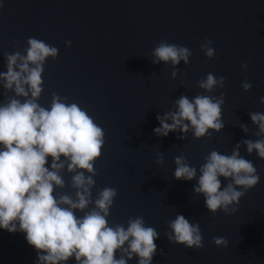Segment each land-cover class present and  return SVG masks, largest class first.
<instances>
[{"label":"water","instance_id":"obj_1","mask_svg":"<svg viewBox=\"0 0 264 264\" xmlns=\"http://www.w3.org/2000/svg\"><path fill=\"white\" fill-rule=\"evenodd\" d=\"M0 4V71H6L3 54L23 52L28 37L57 47L58 58L45 64L39 103L50 108L52 93L67 96L105 132L92 191L95 200L103 187L118 189L109 225L127 227L130 217L143 216L146 226L160 233L153 264H264V160L256 153L249 155L246 145L240 148L257 168L260 182L231 215L221 210L213 216L203 195L193 193L196 180L174 178L178 155H185L199 175L204 157L212 150L230 155L242 140L262 138L254 135L258 129L249 113L264 112L259 100L264 96V0H0ZM205 38L213 41V59L201 50ZM161 40L192 52L190 64L181 61L177 66L175 79L171 64H153L147 57ZM66 41L72 42L71 47ZM244 63L249 65L247 71L241 68ZM209 72L226 78L223 89L207 93L198 87ZM245 80L253 85L250 92L242 88ZM221 93H226L225 127L213 132V139H196L191 132L187 140L177 139L182 132L167 137L154 133L160 127L157 115L173 110L181 95ZM13 94L0 87V103ZM240 123L248 125V134ZM159 152L164 153L163 165L156 164ZM50 164L51 157L46 166ZM62 175L66 187L56 194L74 196L72 174L65 169ZM220 179L223 188L228 181ZM177 214L200 223L202 249L169 242L164 236ZM214 236L226 237L229 246L217 247ZM37 261V251L25 233L0 228V264ZM67 264L76 261L72 258Z\"/></svg>","mask_w":264,"mask_h":264},{"label":"clouds","instance_id":"obj_2","mask_svg":"<svg viewBox=\"0 0 264 264\" xmlns=\"http://www.w3.org/2000/svg\"><path fill=\"white\" fill-rule=\"evenodd\" d=\"M71 43L66 41L68 47ZM212 45L213 41L207 38L201 44L209 59L216 56ZM3 55L6 71H0V87L14 94L0 103V228L25 233L28 244L37 251V264H67L72 258L76 264H129L137 257V264H153L157 254L155 241L160 233L146 226L143 216L130 217L127 227L109 225L110 210L118 196L116 188L99 189L93 200L94 177L98 174L95 162L106 143L103 128L77 103H69L67 96L52 93L50 108L39 103L44 92L45 64L49 58H58L59 49L28 37L23 52ZM191 56L188 47L161 40L147 57L153 64H171L175 79L179 74L177 66L181 61L190 64ZM248 67V63L241 65L243 71ZM225 83L224 76L209 72L198 81V87L213 93L217 88L223 89ZM242 88L250 92L253 85L245 80ZM225 99L226 93L192 98L181 95L174 101L173 110L157 115L160 127L154 133L167 137L171 132H182L177 139L187 140L191 132L196 139L211 140L213 132L220 133L225 127ZM259 100L264 104V96ZM249 115L258 129L254 135L262 138L242 140L230 155L212 150L204 157L199 175L185 155L174 158V178L196 180L193 193L197 197L203 195L205 207L213 216L221 210L227 215L236 212L241 198L260 182L257 168L241 155L240 148L246 145L249 155L256 153L264 160V112ZM239 127L246 134L250 132L246 124L240 123ZM49 157L51 164L47 167ZM156 164H164L163 152L158 153ZM65 169L72 174L74 196L56 194L57 189L66 187L62 175ZM221 177L228 181L223 188ZM77 211L83 215L78 216ZM168 228L170 231L164 236L169 242L197 250L204 247L199 222L190 223L177 214L168 222ZM212 240L217 247L227 248L230 243L226 237L214 236Z\"/></svg>","mask_w":264,"mask_h":264}]
</instances>
